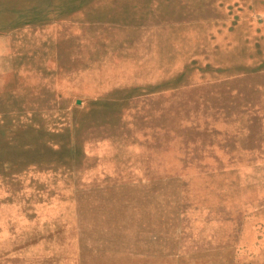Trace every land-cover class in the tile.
Here are the masks:
<instances>
[{"label": "rangeland", "instance_id": "rangeland-1", "mask_svg": "<svg viewBox=\"0 0 264 264\" xmlns=\"http://www.w3.org/2000/svg\"><path fill=\"white\" fill-rule=\"evenodd\" d=\"M0 264H264V0H0Z\"/></svg>", "mask_w": 264, "mask_h": 264}]
</instances>
